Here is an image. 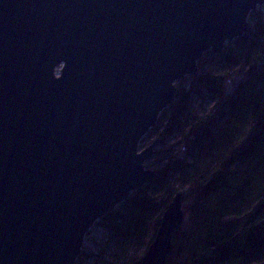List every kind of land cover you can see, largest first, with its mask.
<instances>
[{"label": "water", "instance_id": "95a60500", "mask_svg": "<svg viewBox=\"0 0 264 264\" xmlns=\"http://www.w3.org/2000/svg\"><path fill=\"white\" fill-rule=\"evenodd\" d=\"M264 0H0V264H76L88 234L157 176L139 146ZM165 211L142 264H167Z\"/></svg>", "mask_w": 264, "mask_h": 264}, {"label": "trees", "instance_id": "16d2710c", "mask_svg": "<svg viewBox=\"0 0 264 264\" xmlns=\"http://www.w3.org/2000/svg\"><path fill=\"white\" fill-rule=\"evenodd\" d=\"M263 12H253V28L218 56L205 54L161 115L159 124L169 120L161 143L178 128L186 151L168 159L173 146L164 143L156 178L105 218L114 235L146 252L172 200L183 194L185 220L173 234L167 264H264ZM198 86L217 108L205 120L187 116L180 124ZM123 264H142V258Z\"/></svg>", "mask_w": 264, "mask_h": 264}, {"label": "rangeland", "instance_id": "374dc122", "mask_svg": "<svg viewBox=\"0 0 264 264\" xmlns=\"http://www.w3.org/2000/svg\"><path fill=\"white\" fill-rule=\"evenodd\" d=\"M258 10H261V8H259ZM251 28H253V24L249 19V30ZM231 79L232 81H235L234 74H232ZM182 81L177 82L176 86L178 87L179 83ZM188 81L190 83V79H188ZM228 83L230 84L231 80H229ZM197 89L198 93L190 94V108L183 115L182 119L180 120V124L186 123L185 120L190 117L205 120L209 115L212 116L214 110H216L217 108L216 100L212 99L210 95H207V92L204 91L202 87L198 86ZM164 112H166V110ZM160 118L163 117L160 116ZM168 121L167 119H163L162 124H159L158 121L157 127L160 131L149 132L148 135L144 138L145 140L142 141L139 146V151H144L148 149L152 144H154L156 140V142H158V145L154 149V152L156 154L154 155L152 160L146 163L147 165L145 164L146 170L158 173V171L161 169L163 163H158V161L160 159V152L164 150V143L173 146V152L169 155L168 159L181 152L179 142H181L182 131L178 128L169 137L164 139L163 144L161 143V134L165 131ZM190 121L191 120H189V122ZM188 128L189 127L186 126L184 129L187 131ZM121 206L118 207L116 211H123ZM112 227L113 222L106 219H103L102 221L97 223L93 230L88 234L83 247L82 255L78 259L76 264H123L129 262L130 260L143 258L146 255L147 251L145 252V248L142 245H138L133 242L127 244L124 238L114 235Z\"/></svg>", "mask_w": 264, "mask_h": 264}, {"label": "built area", "instance_id": "2783aa9c", "mask_svg": "<svg viewBox=\"0 0 264 264\" xmlns=\"http://www.w3.org/2000/svg\"><path fill=\"white\" fill-rule=\"evenodd\" d=\"M185 151H186L185 148H181V153H184Z\"/></svg>", "mask_w": 264, "mask_h": 264}]
</instances>
